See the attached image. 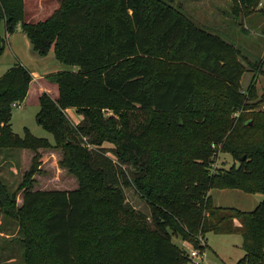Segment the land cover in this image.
<instances>
[{
  "label": "trees",
  "instance_id": "obj_1",
  "mask_svg": "<svg viewBox=\"0 0 264 264\" xmlns=\"http://www.w3.org/2000/svg\"><path fill=\"white\" fill-rule=\"evenodd\" d=\"M242 2L261 3L264 13V0ZM17 28L39 56L52 50L77 68L44 74L57 96L39 94L36 121L53 143L11 128L12 107L32 82L28 68L16 62L0 76V148L33 152L15 190L0 181V208L24 230L28 264H193L172 237L203 251L199 239L209 232L241 236L235 264H264V110L250 105L255 74L241 89L246 67L232 44L162 0H61L36 22L25 19L23 0H0V56ZM68 108L82 116L80 124L70 122ZM103 110L120 120L104 118ZM131 115L149 118L131 128ZM167 115L182 123L165 135ZM41 149L61 151L58 165L75 188H34ZM217 150L237 163L212 171ZM127 187L148 213L126 201ZM213 188L262 199L251 211L219 207Z\"/></svg>",
  "mask_w": 264,
  "mask_h": 264
},
{
  "label": "rangeland",
  "instance_id": "obj_2",
  "mask_svg": "<svg viewBox=\"0 0 264 264\" xmlns=\"http://www.w3.org/2000/svg\"><path fill=\"white\" fill-rule=\"evenodd\" d=\"M177 11L183 12L193 23L199 27L216 34L228 43L232 44L240 53L239 57L246 71L243 73L240 83L241 89L245 90L253 74L256 75V98L250 101L254 109L264 110V13L260 11L261 3L257 6H247L242 0H162ZM61 0H23L25 19L36 22L47 18L51 12L60 5ZM3 33V30L1 29ZM16 62L25 64L30 69H35L39 75L35 77L34 84L28 90L24 100L18 106H13L11 110V128L14 133L23 136V128L42 138H47L53 143V136L40 126L36 121V114L39 110L37 91L38 83L41 89L47 90L50 95L53 91V84L49 83L44 77L42 70L54 72L58 70L75 71V66L66 65L57 61L53 51L50 50L46 56H39L31 48L28 38L18 28L14 33L5 38V48L0 56V76L6 72ZM258 63L252 68V63ZM251 69V70H249ZM37 83V84H36ZM54 98V94L50 95ZM66 115L73 125L81 123L82 116L73 108L66 109ZM104 118L120 120L117 112L103 110ZM237 115V113H235ZM134 115L130 116L129 123L134 128L137 122L142 120ZM149 117H145L146 121ZM158 121V120H156ZM182 121L176 116H166L163 118V126L166 128L165 135L172 134L175 123ZM83 141L86 137L82 138ZM90 145H88L89 147ZM106 149H112L108 142L103 143ZM214 149L216 146L211 145ZM39 171L33 176L35 189H72L77 186L75 178L65 169L58 165L61 156L59 149H41ZM107 155L116 161L112 152ZM33 152L29 150L0 148V181L5 183L9 191L16 189L23 180V175L31 165ZM237 162L226 153L217 150L214 161L211 163V170L216 168H228ZM125 170L127 166L132 171V166L128 163L123 164ZM126 201L137 210L148 213V207L133 188H124ZM209 195L212 197L213 204L219 207H234L242 211H251L261 201L260 193H246L239 189L213 188ZM21 193L16 197V207L21 204ZM19 222L4 213L0 208V264H28L24 257V245L21 239L25 236L24 230L20 228ZM241 236L238 234H214L207 233L204 239H199L207 247L200 251L193 248L186 242L177 237H172V241L179 247H183L187 253L194 249L200 255L193 258V264H235L243 255L241 248Z\"/></svg>",
  "mask_w": 264,
  "mask_h": 264
},
{
  "label": "crops",
  "instance_id": "obj_3",
  "mask_svg": "<svg viewBox=\"0 0 264 264\" xmlns=\"http://www.w3.org/2000/svg\"><path fill=\"white\" fill-rule=\"evenodd\" d=\"M19 29V28H18ZM25 67H27L28 68V70L31 72V75H32V82L30 83V86H29V89H30V87L32 86V85H35L34 84V81L36 80L35 79V77L33 76V75H39V73L37 72V71H35V69H39V68H33V69H30L28 66H26L25 64H23ZM48 71V70H47ZM47 71H44V70H42V73L43 74H45V73H47ZM43 77H44V75H43ZM37 84V83H36ZM38 88H39V90L37 91V95L38 94H40L41 92H43V91H47V90H44V89H41L42 88V85H40V83H38ZM28 89V90H29ZM51 94H54L55 96L54 97H56L57 96V87H56V85L55 84H53V91H52V93ZM50 94V95H51ZM39 96V95H38ZM183 244V243H182ZM181 244V245H182ZM185 247V246H184Z\"/></svg>",
  "mask_w": 264,
  "mask_h": 264
},
{
  "label": "built area",
  "instance_id": "obj_4",
  "mask_svg": "<svg viewBox=\"0 0 264 264\" xmlns=\"http://www.w3.org/2000/svg\"><path fill=\"white\" fill-rule=\"evenodd\" d=\"M15 106H18V104H15ZM182 246L184 247L185 244L183 243ZM201 254H199L196 250L192 249L188 252V256L191 258L193 261V258H199ZM193 263V262H192Z\"/></svg>",
  "mask_w": 264,
  "mask_h": 264
},
{
  "label": "water",
  "instance_id": "obj_5",
  "mask_svg": "<svg viewBox=\"0 0 264 264\" xmlns=\"http://www.w3.org/2000/svg\"><path fill=\"white\" fill-rule=\"evenodd\" d=\"M241 159H244V157L242 156Z\"/></svg>",
  "mask_w": 264,
  "mask_h": 264
}]
</instances>
